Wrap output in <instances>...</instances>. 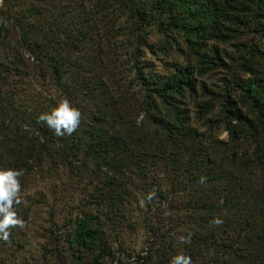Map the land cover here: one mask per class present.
I'll return each instance as SVG.
<instances>
[{
	"label": "trees",
	"instance_id": "1",
	"mask_svg": "<svg viewBox=\"0 0 264 264\" xmlns=\"http://www.w3.org/2000/svg\"><path fill=\"white\" fill-rule=\"evenodd\" d=\"M46 1L38 0L37 4L44 6ZM88 1L95 7L98 18L113 4L124 17L122 22H115L117 25L110 34L118 36L121 31H126L130 38L129 43L126 41L125 54L129 57V68L138 88L135 92L139 97L138 105L144 108L145 123H137L132 118L125 123L128 128L125 133L122 129L113 131L106 122L115 120L118 113L105 96L107 89L101 76L110 71L109 76L115 78L116 71H111L110 67L119 58L108 55L102 42L97 46L90 42L92 38L100 39L97 29L93 31V26L91 30L87 26L88 20L95 22L94 17L79 16L72 30L65 33L58 21L40 16L42 11L35 0H2L0 15L6 17L0 24V44L7 46L9 41V48L0 55V169L19 170L21 175L17 179L21 182L22 175L33 170V163L43 160V151L55 145H62L63 154L72 153L69 163H74L80 172H84L90 163L101 174L106 169L121 176L133 166L142 174L145 160L149 166L162 162L167 166L165 173L172 188L178 191L176 186H179L184 196L186 193L191 195L190 200L193 199L196 205L194 211L197 209L206 214L205 218L196 221L198 228L190 235L192 245L185 253L199 264H264V140L261 142L256 137L264 134L261 132H264V77L255 71V65L264 62V42L261 46L249 45L247 53L240 57V64L234 60L228 65L227 84L234 92L235 88L239 91L236 101L225 95L228 117L245 124V132L258 147L251 152L228 153L224 161H218L212 151L203 148L202 141L200 144L195 140L198 132L188 124L193 109L187 106L189 98L196 103V110L205 112L213 105L211 100L201 103L197 97V89L206 93V86L199 76L213 65L226 66L218 45L227 41L229 28L226 30L222 26L226 25L225 21H237L239 16L233 11H238L240 4L247 5V0H151L148 5L147 0ZM253 5L252 10L259 20L255 24L256 31L264 40V0H255ZM148 31L159 34L158 42H147ZM14 32L17 41L12 43ZM58 39V42L54 41ZM206 40L210 42L208 54L203 51ZM142 45L152 54L181 55L183 61L166 62L168 71L156 72L142 58ZM63 46L67 47L69 55L74 49L76 61L65 56ZM24 64H36L41 73L50 74L56 85L63 86L67 101L77 97L96 99L98 108L80 116L79 126L70 137L55 136L37 119L41 113L51 110L32 96L19 94L24 88L18 89L19 84L13 81V76L18 73L20 79L25 77ZM69 66L78 76L87 71L88 80L83 79L79 84L61 83ZM238 105L243 110H239ZM245 109L262 124L254 125L252 120L249 121ZM83 118H88L89 124ZM147 122L155 125L154 128L150 125L148 132ZM227 129L234 138L236 129L230 125ZM64 147H70L72 151L65 152ZM159 158L163 161L156 160ZM255 164L260 165L261 175L252 178V165ZM202 176L206 178L203 184L200 183ZM108 178L105 181L111 185L108 194L122 199L124 191L117 196L112 194V190L120 186L118 180ZM116 206L117 202H114ZM217 217L222 224L212 223ZM100 219L99 215L84 214L70 223L72 228L67 241L78 253V258L87 251L92 256L105 252V248H99ZM95 250L99 253L95 254Z\"/></svg>",
	"mask_w": 264,
	"mask_h": 264
},
{
	"label": "rangeland",
	"instance_id": "2",
	"mask_svg": "<svg viewBox=\"0 0 264 264\" xmlns=\"http://www.w3.org/2000/svg\"><path fill=\"white\" fill-rule=\"evenodd\" d=\"M150 1L147 0L146 5L150 4ZM88 2V0H48L44 6H41L39 5L41 1L37 4L38 0H35V4L42 11L40 16L58 21L62 24L65 33L72 30L79 16L96 19L95 22L88 20L87 26L90 30L93 26V31L97 29L100 39L92 38L90 42L95 43V46L102 42L103 49L108 55H118L119 58L117 63L110 67L111 71H116V81L109 76L110 71L102 73L101 76L102 83L106 84L105 96L110 99L113 108H117L118 113L115 115L117 117L115 120L108 119L106 122L113 131L122 129L127 133L126 121H131L133 118L137 123H145L143 122L145 112L144 108L138 105L139 97L135 94L138 88L132 69L129 68V57L125 54L128 48L127 42L130 41L126 35L128 33L121 31L118 36L110 34L112 28L117 25L115 22H122L124 17L118 6L113 4L107 11H102L98 18L95 7ZM247 2L251 6H247ZM254 2L255 0H247V5L240 4L238 11H233L239 16L237 21H225L226 25L222 26L225 29L229 28L226 29L229 33L227 41L218 45L226 66L213 65L211 69L202 71L199 76L206 86V93L197 89V97L201 103L211 100L213 102L211 109L205 112L202 111L203 109L196 110V103L194 104L191 98L187 101V106L193 108L189 113L188 124L198 132L195 140L200 144L202 141L203 148L212 151V156H216L218 161H224L228 153L247 150L251 152L258 147L250 134L245 132V124L242 125L240 121L230 120L228 117L227 97H225L228 94L231 100L236 101L239 91L235 88L234 92L233 87L227 84L230 74L228 65L234 60L239 62L240 57L249 50V45L261 46V42H264L260 33L256 31L255 24L259 20L252 10ZM5 17V14L0 15V24ZM11 36L12 43H15L17 41L15 32ZM158 40L157 32L148 31V43ZM54 41L58 42L59 39ZM209 43L207 40L203 43L205 54L209 53ZM63 47L66 50L65 56L76 61L77 53L74 49L69 55L67 47ZM8 48L9 41L7 46L0 44V55L3 56ZM140 48L142 58L147 60V65L156 72H167L169 66L166 62L183 61L181 55L160 56L156 53L152 54L143 45ZM22 68L25 70L23 79L18 77L17 72L13 76V81L19 84L18 89L24 88L19 94H27L38 99V103L42 106L44 104L47 110H52L58 102L66 100L62 92L63 86L56 85L50 74L41 73L36 64L35 66L24 64ZM67 69L69 71L61 79V83L79 84L83 79L88 80L87 71H83V75L78 76L73 67L69 66ZM255 71L264 77V62L260 61L255 65ZM68 103L78 109L81 115L90 114L98 108L96 99L82 100L81 97H77L76 100ZM237 107L243 110L241 105ZM245 112L254 125L262 124L254 119L255 115L249 114L250 111L245 109ZM241 113L243 114V111ZM83 121L89 124L88 118H83ZM150 125L155 127L154 124L147 122V132L151 131ZM228 125L236 129L234 138L230 136ZM263 136L264 134L256 137L262 142ZM61 147L62 145H55L43 151V160L35 161L33 170L29 174L22 175L21 182L18 181L21 187L20 203L14 202L12 210L22 221L23 227L10 226L7 241L0 240V264H169L175 255L183 253L187 255L185 252L188 251V246L192 245V241L181 243L179 237H190L193 230L198 228L196 221L201 217L205 218L206 214L197 209L194 211L196 205L193 199L190 200L191 195L187 196L186 193L184 196L183 191L180 192L183 189L179 186H176L178 191L172 188L166 177V165L156 162L155 165L149 166V162L145 160L142 174L133 166L119 176L118 173L106 169L101 174L96 166H90L88 163L85 171L80 172L74 163H69L68 158L72 153L63 154ZM64 148L65 152L72 151L70 147ZM156 160L163 161L162 158ZM100 168L102 169L101 165ZM252 168L250 175L252 178L261 175L259 164L252 165ZM108 176L118 180L120 186L115 187L112 194L117 196L124 191L125 196L122 199L108 194L111 188V185L105 184L109 179ZM149 196L151 199H148ZM114 202H117L116 207ZM111 203L113 205L110 206ZM84 214L101 217L99 248H105L106 254L103 252V255L92 256L91 252L87 251L81 253V258H78V253L70 247L67 241L72 228L70 223L73 224L76 218ZM98 253V250H95V254ZM191 259L193 264H199L196 259L192 257Z\"/></svg>",
	"mask_w": 264,
	"mask_h": 264
},
{
	"label": "clouds",
	"instance_id": "3",
	"mask_svg": "<svg viewBox=\"0 0 264 264\" xmlns=\"http://www.w3.org/2000/svg\"><path fill=\"white\" fill-rule=\"evenodd\" d=\"M80 112L72 107L67 100H62L49 112L41 113L37 119L43 123L48 129L52 130L54 135L62 137L71 135L79 126ZM21 175L19 170L0 169V240L7 241L10 226L19 225L23 227V223L16 217V213L12 210L13 203H20L19 193L21 190L17 177ZM206 178L201 177L200 183H205ZM151 199V196L148 197ZM213 224L219 225L223 221L220 218H214ZM190 237H179L181 243H188ZM169 264H193L190 256L177 254L171 258Z\"/></svg>",
	"mask_w": 264,
	"mask_h": 264
},
{
	"label": "water",
	"instance_id": "4",
	"mask_svg": "<svg viewBox=\"0 0 264 264\" xmlns=\"http://www.w3.org/2000/svg\"><path fill=\"white\" fill-rule=\"evenodd\" d=\"M2 0H0V3H1Z\"/></svg>",
	"mask_w": 264,
	"mask_h": 264
}]
</instances>
